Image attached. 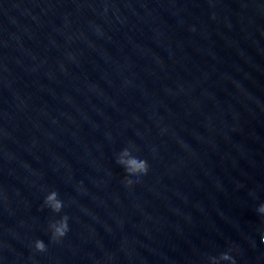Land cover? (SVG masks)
<instances>
[{
  "label": "water",
  "instance_id": "1",
  "mask_svg": "<svg viewBox=\"0 0 264 264\" xmlns=\"http://www.w3.org/2000/svg\"><path fill=\"white\" fill-rule=\"evenodd\" d=\"M262 203L264 0H0V264H264Z\"/></svg>",
  "mask_w": 264,
  "mask_h": 264
},
{
  "label": "clouds",
  "instance_id": "2",
  "mask_svg": "<svg viewBox=\"0 0 264 264\" xmlns=\"http://www.w3.org/2000/svg\"><path fill=\"white\" fill-rule=\"evenodd\" d=\"M107 10V9H105ZM135 146L126 147L118 154L116 162L124 167L126 172L125 182L127 185H132L135 183L133 176L144 175L149 170V165L146 160L140 159L139 157L132 154V150ZM45 206L49 207L53 212L60 213L64 207L63 201L59 198V193L55 190L51 191L45 198ZM259 213H264V203L260 204L258 207ZM69 216L67 214L63 215L59 220H55L49 224L51 230V239L53 241L60 240L69 231ZM35 249L40 252L47 250V245L43 239H37L35 241ZM213 264H219L220 260L231 261L235 264V259L228 252H224L220 257L210 258Z\"/></svg>",
  "mask_w": 264,
  "mask_h": 264
}]
</instances>
